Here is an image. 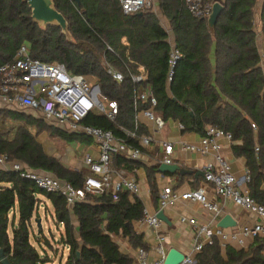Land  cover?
Listing matches in <instances>:
<instances>
[{
	"label": "trees",
	"instance_id": "trees-1",
	"mask_svg": "<svg viewBox=\"0 0 264 264\" xmlns=\"http://www.w3.org/2000/svg\"><path fill=\"white\" fill-rule=\"evenodd\" d=\"M78 1L53 0L68 23V42L58 27L41 28L33 23L23 0H0V64L13 59L27 42L32 58L61 63L70 73L95 81L103 97L117 102L118 113L113 122L89 115L83 123L109 130L117 137L123 136L121 128L130 131L134 125L133 85L124 64L132 73L142 67L145 79L136 87L138 91L150 90L157 115L181 124L182 132L203 135L205 127L212 126L231 135L232 152L244 159L248 172L249 195L264 205V50L256 39L257 0H224L213 34L206 18L192 16L183 0H156L171 36L152 10L124 14L117 0ZM260 17L264 20V4ZM171 42L181 56L171 81H167ZM103 59L123 72L121 83L106 74ZM138 108H147V104L139 103ZM9 113L16 115L15 121H9ZM46 131L65 139L85 138L65 134L32 115L0 110V155L8 162H20L80 187L86 173L66 168L43 150L37 138ZM142 134L147 131L139 124L136 138L128 143L138 146L137 138ZM113 159L118 166L136 162L120 154ZM154 173L153 168L147 170L152 194L156 193ZM41 197L50 202L56 222L63 226L58 243L68 248L65 264H134L119 250L115 237H127L132 247L146 248L142 236L131 227L143 216L144 207L136 196L122 191L113 200L110 193L87 194L72 207L79 223L76 237L63 198L41 191L18 172L0 169V249L10 264L48 261L30 241L32 219L40 218L37 209ZM35 240L40 248L51 247L44 237L43 243ZM195 264H264V237L254 238L246 249L221 247L213 238L195 256Z\"/></svg>",
	"mask_w": 264,
	"mask_h": 264
},
{
	"label": "built area",
	"instance_id": "built-area-1",
	"mask_svg": "<svg viewBox=\"0 0 264 264\" xmlns=\"http://www.w3.org/2000/svg\"><path fill=\"white\" fill-rule=\"evenodd\" d=\"M117 1L124 14L139 13L143 10L154 11L156 7L154 0ZM183 2L192 16L206 18L211 14L213 5L215 3L223 5L224 0H183ZM107 49L110 50L109 47ZM180 56L176 46L171 42L167 59V81H171L173 69ZM261 61L264 64V52L261 54ZM103 67L113 81L117 83L123 81V72L117 70L105 59H103ZM124 68L133 85L134 125L130 131L121 128L123 136L117 137L109 130L83 123L89 115L102 116L110 122L115 121L118 113L116 101L103 97L95 81L91 82L83 75L70 73L61 63L32 58L27 47L21 45L13 59L0 64V110L28 115L30 114L27 111H32L64 133L88 138L92 140L98 152V158L93 159L88 154L84 156L83 162L90 174L84 178L80 187H74L47 172L29 169L20 162H8L5 155H0V166L9 165V170L18 172L22 178L31 181L41 191L63 198L67 209H72L75 204L84 201L87 194L110 193L113 200H116L118 193L122 191L137 196L139 186L136 178L125 169L124 165L116 167L112 156L120 154L127 160H139L141 148L148 146L152 141L150 135L142 134L137 138L138 146L128 143V140L136 138L140 118L151 122L157 130L165 127V120L154 112L156 100L150 90L147 88L138 91L136 87L145 79L144 69L139 67L136 73H132L125 64ZM139 103H146L147 108L139 109ZM251 126L254 128L253 124ZM178 128L183 130L181 124H178ZM220 137L231 142L229 133L206 126L197 145L183 144L181 146L184 151L202 156L211 154V161L203 167V186L181 193L173 191L170 186L163 187L159 192V210L164 211L175 205L178 200H182L198 203L204 210L219 215L220 206L207 200L205 186L209 185L215 196L230 200L235 206L254 215L256 221L250 226H243L240 230L227 234L223 229L212 230L208 224L198 225L196 219L180 216L178 221L194 227L195 235L190 250L185 254L182 253L183 260L179 264H195V256L206 244H211L213 238L218 239L221 247L230 243L243 247L244 239H254L264 235V205L255 202L249 192L242 189L248 181L247 171L240 178L229 171L228 163L219 154L220 145L216 139ZM162 146L163 156L160 163L172 165L173 145L163 142ZM140 222L155 232L152 238L153 244L151 243L149 249L159 257L154 264H162L166 255L165 236L160 232L162 222L156 218V213L151 214L145 208H143ZM134 264H149L145 248L137 249Z\"/></svg>",
	"mask_w": 264,
	"mask_h": 264
},
{
	"label": "crops",
	"instance_id": "crops-1",
	"mask_svg": "<svg viewBox=\"0 0 264 264\" xmlns=\"http://www.w3.org/2000/svg\"><path fill=\"white\" fill-rule=\"evenodd\" d=\"M156 4V3H155ZM155 14H157L161 26L168 32L171 36V29L167 20L161 15L157 4L155 5ZM260 21H264L260 17L259 13L255 15V26L257 32V46L264 50V35H262V31H264V22L259 26ZM213 49L214 44L211 47V61L213 62ZM93 82V81H91ZM30 115H34L35 113L32 111H27ZM28 115V114H27ZM175 123V122H174ZM140 124H142L147 131L146 135H150L152 137V141L148 146L141 148V157L135 163L128 162L124 163L125 169L132 174L139 186V192L136 196L142 203L143 207L149 213H157L159 211V192L165 186H170L173 191H177V193H181L183 191L189 189H196L198 187L203 186V176H194L195 173L201 172L203 173L204 165L211 161V154L202 156L198 153H193L189 151H184L181 149L183 144H193L197 145L202 137V135L195 132H182L178 128L179 123H175V132L167 131L166 129V121L165 127L162 130H157L153 126L151 122H148L144 118H140ZM158 135V137H157ZM80 139V138H79ZM86 139V138H84ZM80 139L81 141H85L87 143H91V147L88 148V151L84 153V155L78 159H72L69 163L65 164L62 161H59L63 166L68 169L81 171L86 173V176L90 174L87 166L83 162V158L86 154L90 155L93 159L98 158V152L94 147L92 140ZM167 142L173 145V153L172 160L173 164L178 165L180 168L191 171V175H180L178 172L174 174L165 173L161 175L158 172V167L161 164L160 160L163 156V146L162 143ZM216 142L220 145L219 154L222 156L224 160L228 163L229 171L237 178H240L244 175L247 169L245 168L244 159L242 157H236L232 152V142L228 141L226 138H217ZM44 150V148H43ZM45 153L49 156H52L58 159L56 156L50 154L47 150H44ZM68 156V155H67ZM113 158V156H112ZM114 161V159H113ZM116 167V162L114 161ZM122 166V165H121ZM149 168H153L155 173L154 183L156 185V193L152 194L150 191V187L147 179V170ZM2 170H9V165L0 166ZM242 189L247 190L246 185L242 186ZM264 189V186H262ZM206 197L207 200L211 203H216L221 208V213L219 215H215L207 210H204L202 206L198 203L190 202V201H182L178 200L175 205L172 207H168L164 209L163 213L168 220V223L162 222L160 226V232L165 236V251L170 248H175L179 252L185 254L187 253L193 241V237L195 235V228L186 224L180 223L178 218L180 216H184L186 218H194L197 220L198 225L208 224L212 230L217 229V223L220 218L226 214H228L235 222V226L232 228L223 229L224 233H231L233 231L240 230L243 226H250L256 221V217L247 211L243 210L240 207L235 206L230 200H223L220 197L214 195L211 191L210 186H205ZM46 209V208H45ZM70 212L71 225L74 229V234L78 237V227L79 223L76 216L73 214L72 209H68ZM33 220V219H32ZM58 226H61V230H59V237L63 233V226L60 223H57ZM132 231L142 236V241L146 244L147 250V258L149 264H154V262L159 258L153 251L149 249L151 243L153 244L152 238L155 235V232L144 225L142 222L134 221L131 223ZM260 237H264L261 235ZM52 241H56L55 238H52ZM114 241L118 245L119 250L130 256L133 260L135 258V254L137 249L140 247H132L129 243L128 238L123 237H115ZM253 239H244L243 247H238L235 243H230L229 246L235 249H246L250 246ZM52 245V244H51ZM66 253L68 254L67 246H62L59 244ZM47 248V247H46ZM43 249V248H42ZM45 251V249H43ZM41 253V252H40ZM45 253V252H44ZM46 254V253H45ZM47 258H49L47 256Z\"/></svg>",
	"mask_w": 264,
	"mask_h": 264
},
{
	"label": "rangeland",
	"instance_id": "rangeland-1",
	"mask_svg": "<svg viewBox=\"0 0 264 264\" xmlns=\"http://www.w3.org/2000/svg\"><path fill=\"white\" fill-rule=\"evenodd\" d=\"M262 4H264V0H257V4L255 7L256 13H259ZM262 22L264 21H260L259 26L262 25ZM262 35H264V31H262ZM25 45L28 47L29 44L26 42ZM33 117L35 119L43 121L45 124L49 125L52 128L57 129L54 124L44 121L39 115L34 114ZM8 118L10 122H13L16 119V115L14 113H9ZM174 127H175V123L173 121L171 120L166 121L167 131L175 132L176 129ZM68 135H74V134H68ZM37 140L40 142L44 150H47L50 154L56 156L59 161H62L65 164L69 163L71 158L79 160L84 155V153L88 151V148L91 147L92 145L91 143L89 144L83 140L81 141L77 137L71 139H65L58 137L54 133L53 134L48 133L47 131L40 133ZM37 213L41 219L42 234L40 235L39 233H37L36 225L32 221V227L30 232L31 243L35 247H37L39 252H41L40 253L41 257L44 255L49 257L48 261H46L45 264H65L67 253L64 250V248L59 246L58 243L59 230H61V226L57 225L56 219L54 217L52 205L44 197L40 198V203L38 205ZM43 237L46 238L52 244L50 248L48 247L46 248L43 245V249H45V251L42 249V247L40 248L38 246L35 240V239H39L40 242L43 243ZM52 238H55L56 241H52Z\"/></svg>",
	"mask_w": 264,
	"mask_h": 264
},
{
	"label": "water",
	"instance_id": "water-1",
	"mask_svg": "<svg viewBox=\"0 0 264 264\" xmlns=\"http://www.w3.org/2000/svg\"><path fill=\"white\" fill-rule=\"evenodd\" d=\"M74 3H78V0H72ZM24 3L27 4L30 10V17L33 23L37 24L41 28H47L48 26H55L60 29V33L65 37L68 42H71V35L68 30V23L66 19L63 17L61 13H59L54 5L53 0H23ZM223 5L220 3H215L212 7L211 14L206 17L208 29L211 34L214 33V25L217 21L218 16L223 10ZM140 14V13H138ZM97 89V86H95ZM158 172L163 175L165 173L174 174L178 172L180 175H191L192 172L180 168L176 164L165 165L160 164L158 167ZM203 176V173L198 172L195 173L194 176ZM156 218L164 223H168L167 218L165 217L162 210L157 211ZM33 222L36 225L37 233L42 229L41 227V219H33ZM236 224L234 220L228 215H224L220 218L217 223V228L219 229H227L232 228ZM183 260V254L176 250L175 248H170L164 259L162 264H179ZM0 264H10L7 257L5 256L2 249H0Z\"/></svg>",
	"mask_w": 264,
	"mask_h": 264
}]
</instances>
